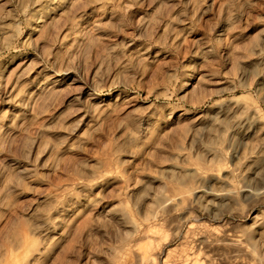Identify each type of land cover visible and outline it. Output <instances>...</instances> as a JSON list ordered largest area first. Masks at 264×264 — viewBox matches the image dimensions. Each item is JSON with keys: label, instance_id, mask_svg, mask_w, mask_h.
<instances>
[{"label": "rangeland", "instance_id": "rangeland-1", "mask_svg": "<svg viewBox=\"0 0 264 264\" xmlns=\"http://www.w3.org/2000/svg\"><path fill=\"white\" fill-rule=\"evenodd\" d=\"M210 230L243 244L200 264H264V0H0V264H192Z\"/></svg>", "mask_w": 264, "mask_h": 264}, {"label": "bare ground", "instance_id": "bare-ground-1", "mask_svg": "<svg viewBox=\"0 0 264 264\" xmlns=\"http://www.w3.org/2000/svg\"><path fill=\"white\" fill-rule=\"evenodd\" d=\"M192 79H193V75H192V73H189L187 78L183 81V85H182L181 90H185L186 88H188ZM186 239H187V237H184L185 242H186ZM200 239H201L200 242L195 243L193 245L192 252L184 255V260H186V261L188 260L189 262L191 261L192 264H200L201 259L203 258V257H200L201 245H209V244L211 245L212 243L224 242V243H229V244L233 245L238 251H240V248L242 247V244H243L242 239L239 237H231V236H229V234H223V233L221 235V234H219V232L217 233L214 230H210L209 232H207L204 235L203 239L202 238H200ZM199 246H200V248H199ZM205 259L207 262L208 257H205ZM211 262L212 261H209L210 264H211Z\"/></svg>", "mask_w": 264, "mask_h": 264}]
</instances>
